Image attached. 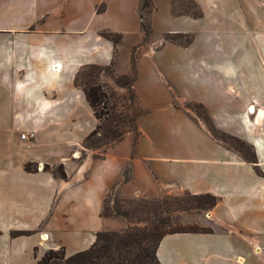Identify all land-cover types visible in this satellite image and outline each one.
Segmentation results:
<instances>
[{"label":"crops","instance_id":"obj_1","mask_svg":"<svg viewBox=\"0 0 264 264\" xmlns=\"http://www.w3.org/2000/svg\"><path fill=\"white\" fill-rule=\"evenodd\" d=\"M34 1L43 25L34 29L30 24L0 22V50L5 53L0 59V83L14 82L16 95L23 98L14 118L0 112V128L15 134L24 128L33 132L31 138L13 135L0 141V264H38L48 249L64 247L67 255L88 249L99 231L115 229L112 225L118 218L103 215L105 197L112 190L131 198L183 192L219 198L197 219L211 232L163 236L157 247L161 264H264V58L259 74L251 67L247 72V59H240L238 72L232 73L226 57L190 58L189 74L212 90V96L191 98L159 60L162 48L153 54L145 49L137 57L133 86L135 105L145 110L137 118L138 135L126 134L107 145L103 157L89 154L79 166L72 152H79L74 149L99 121L84 89L75 83L78 71L89 64L110 65L117 48L118 63L125 66L131 46L152 48L157 41L144 40L143 0ZM150 1L153 32L196 33L189 47L167 43L179 52L194 45L196 24L226 7V0H191L201 10L195 17L175 14L173 0ZM3 3L0 0V8ZM103 31L119 34L120 42L105 37ZM25 34H32L29 47ZM126 48L128 57L123 58ZM50 76L59 82L48 86ZM168 81L186 98L198 99L217 126L252 145L257 163L225 146L176 107ZM251 106L255 114L249 112ZM222 113H231L233 121L223 122ZM85 116L91 119L87 128ZM66 125L83 128L78 131L82 133L58 130ZM123 141L126 148L114 152ZM51 146L59 149L54 160L29 153ZM26 163L36 168L28 171ZM60 164L66 178L53 173ZM25 216L27 224L21 221ZM60 220L64 226L59 234L55 229ZM13 231L28 235L14 236ZM70 235L80 240L77 246H69ZM36 248L39 255L33 254Z\"/></svg>","mask_w":264,"mask_h":264},{"label":"rangeland","instance_id":"obj_2","mask_svg":"<svg viewBox=\"0 0 264 264\" xmlns=\"http://www.w3.org/2000/svg\"><path fill=\"white\" fill-rule=\"evenodd\" d=\"M3 4L4 6L0 8V22L7 24H30L34 29L43 25V22L38 19L40 11L34 0H4ZM102 7L103 5H101ZM152 10L153 7L150 0L149 8L143 9V6L141 8L143 23L147 30L146 32L144 31V40L157 41V43L152 45V48L137 49L131 46V58L129 59L127 58L129 48H126L122 55L123 58H127L125 66H121L118 63L120 51L117 48L114 52L113 62L110 66L105 67L104 71H100L97 68H86L76 80V84L81 87L101 83L103 90L108 95L107 106L110 110V114L106 115V110L102 104L97 107L98 111H103L102 115H104L101 120L102 129L98 134L89 140L85 139L74 149V151L78 149L79 152H76L78 154L72 152V157L78 161L79 166L89 154H93L94 158L103 157L108 151L105 143L110 141L114 132H126L121 139L128 133L135 137L138 135V131L136 130L137 118L139 115L145 113V110L135 105L136 94L133 86L137 77V57L143 54L142 52L145 49H150V53L153 54L154 50L162 48L158 54L159 60L170 72L175 74L177 84L191 98L208 97L211 95L212 90L211 85L206 83L199 84L189 74L187 63L190 58L195 57L197 59L207 57L208 55H216L220 58L226 57L231 60L232 73L238 72L240 59H247L249 61L247 72L253 69L254 73L257 72L259 74L258 68L264 58V0H226L225 9L212 11L206 20L200 24H194L199 30L194 45L192 44L193 46L189 51L183 50L182 52L177 51L167 43H171L179 48L189 47L196 33L167 34L153 32L149 23V14ZM173 10L175 14H187L195 17L201 15V10L191 0H173ZM32 34L35 33L32 32ZM31 35L25 34L23 37V39L27 40L28 47V39H31ZM118 37L119 35L115 36L116 39ZM4 54L0 50V59L3 58ZM57 82L59 81L50 76L47 85L49 86ZM168 84L172 88L174 105L189 118L200 122L216 139L244 158H252L255 155L252 145L247 142V145H242L236 140L238 136L232 135L217 126L209 110L205 106H198L200 103L196 101L198 99L192 100L186 98L172 86L171 82L168 81ZM15 90L16 86H14V82H11L9 85L0 83V112L11 118H14L17 112H19L20 102L23 101V98H19L16 95ZM130 110L131 115L133 114L131 116V124L128 120ZM249 112L256 113L252 106L249 107ZM134 116L136 117V129L132 120ZM221 118L225 123L233 121L231 113H222ZM84 120L86 121L85 126L87 128L91 123V119L85 116ZM58 130L65 134L74 132L77 135L78 133H82L78 131H82L83 128L77 129L76 127L73 128L66 125L63 129ZM21 131L26 132L28 130L26 128L17 129V133L15 134L10 128H0V141L4 142L8 138L13 137V135H17L18 137ZM125 148L126 144L123 141L115 146L113 151L119 152ZM32 152L34 154L36 152L35 155L37 156L46 155L49 159L54 160L59 153V149L52 146L48 148L38 147L29 153L32 154ZM46 166L47 168L49 167L48 165ZM39 167L45 168L44 165H40ZM57 167L54 168L55 172H57ZM32 168L35 169V165H32ZM258 171L259 173L262 172ZM199 196L183 192L178 195L162 194L152 198H131L121 196L117 191L112 190L105 197L103 212L106 211L110 215L109 217H117L118 219H115L112 225L115 229L107 231L121 232L129 229H140L145 233H151L152 237L156 238L164 233L201 228L202 226L197 219L205 216L209 210L211 200ZM21 221L23 224L29 222L26 216ZM60 222L58 223L60 227L55 229L59 234L61 233L60 229L64 226V222L61 220ZM18 232L20 231H13V235H19L16 234ZM34 234L30 233L31 236ZM76 239L71 236V240L69 241L70 247L77 246L80 240ZM39 250V248H36L33 254L39 255Z\"/></svg>","mask_w":264,"mask_h":264},{"label":"trees","instance_id":"obj_3","mask_svg":"<svg viewBox=\"0 0 264 264\" xmlns=\"http://www.w3.org/2000/svg\"><path fill=\"white\" fill-rule=\"evenodd\" d=\"M149 8V0H143V9ZM142 27L146 32L145 24L142 22ZM105 37L111 39L115 43H119L121 37L119 34L112 31H103L102 33ZM119 35L116 39L115 36ZM111 65V64H110ZM95 64H89L83 67L78 71L75 83L77 82V78L82 74V71L86 68H97L100 71H104L105 67ZM85 91L87 100L90 106L93 108L95 116L99 121L96 128L86 137V140H89L96 134L100 132L102 129L101 120L104 115L102 112L98 111V106L103 105L106 110L105 114H110V110L107 106V93L103 90V86L101 83H95L92 86H82ZM198 106L203 107L202 103H199ZM131 110L128 115L129 123L131 124ZM136 116V115H135ZM134 116L133 122L135 124L136 117ZM136 129V124H135ZM137 130V129H136ZM126 132L118 131L112 134V137L109 142L105 143V145H109L113 142L120 140ZM242 145H247V143L236 137ZM250 162L257 163L255 155L252 158H246ZM46 169L47 166H45ZM25 169L28 171L34 170L32 168V163H26ZM53 173L60 178H66L67 175L65 173L64 167L62 164L58 165L57 172L53 171ZM195 195V194H194ZM199 197L207 198L211 200L209 204V210L212 209L219 201V198L211 193L198 194ZM104 216H110L106 211L103 212ZM112 216V215H111ZM177 232H211L210 228H195L190 230H180L169 233H164L158 237H152L151 233H145L140 229H129L123 230L121 232L118 231H99L96 234V239L94 243L85 250L78 251L72 255H67L65 248L60 247L59 249H48L45 251L43 256L38 260V264H161L160 260L157 256V247L159 242L166 234L177 233ZM27 231H20L16 234H27ZM36 250V249H35ZM36 255V254H35ZM134 255V256H133Z\"/></svg>","mask_w":264,"mask_h":264},{"label":"built area","instance_id":"obj_4","mask_svg":"<svg viewBox=\"0 0 264 264\" xmlns=\"http://www.w3.org/2000/svg\"><path fill=\"white\" fill-rule=\"evenodd\" d=\"M21 138H23V139H25V138H31L32 136H33V132H31V133H27V132H23V133H21ZM76 153V152H75ZM75 153H74V155H75ZM79 156V155H78Z\"/></svg>","mask_w":264,"mask_h":264},{"label":"bare ground","instance_id":"obj_5","mask_svg":"<svg viewBox=\"0 0 264 264\" xmlns=\"http://www.w3.org/2000/svg\"><path fill=\"white\" fill-rule=\"evenodd\" d=\"M76 154H78V153H76ZM47 235V234H46ZM45 234L42 236V238L43 239H46L47 238V236H46Z\"/></svg>","mask_w":264,"mask_h":264}]
</instances>
